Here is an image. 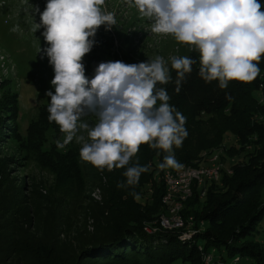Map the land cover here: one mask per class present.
<instances>
[{
	"label": "rangeland",
	"instance_id": "obj_1",
	"mask_svg": "<svg viewBox=\"0 0 264 264\" xmlns=\"http://www.w3.org/2000/svg\"><path fill=\"white\" fill-rule=\"evenodd\" d=\"M46 3L47 0H0V264H19L18 251L27 244L49 254L57 246L69 255L79 251L86 240L105 232L100 227L102 220L93 214L106 203L110 186L121 193L130 189L117 187L118 183L126 184L123 173L127 168H96L81 159L82 144L75 139L63 148L57 146L56 141L63 142L66 134L48 120L51 98L46 92L54 93L55 88L51 84L54 66L44 51L50 45L43 36L45 27L40 15ZM100 7L102 12L114 15L116 24L110 30L101 25L94 37H89L94 44L81 61L89 80L100 63L122 61L132 65L160 56L171 68L172 56H188L193 50V45L177 41L172 34L153 32V20L139 12L134 0H104ZM35 24L41 27L35 30ZM256 97L264 102L262 94ZM160 103L157 101V106ZM84 120L98 122L94 115ZM196 122L194 125L187 118L188 136L182 143L197 153L194 162L204 155L218 156L222 170L231 176L233 166L248 165L261 150L258 136L245 142L238 140L230 130L234 121L224 112L211 118L202 116ZM258 123L264 127L263 120ZM82 134L87 138L86 132ZM67 152L75 156L74 174H69L60 157ZM154 165L158 168L157 159L149 162V166ZM170 170L173 169L165 168ZM157 172L130 193L135 204H143L159 186L162 176ZM22 201L28 203L27 207L16 206ZM261 227L264 231V222ZM258 243L264 248V234ZM211 253L225 264H234L238 259L226 250Z\"/></svg>",
	"mask_w": 264,
	"mask_h": 264
},
{
	"label": "clouds",
	"instance_id": "obj_2",
	"mask_svg": "<svg viewBox=\"0 0 264 264\" xmlns=\"http://www.w3.org/2000/svg\"><path fill=\"white\" fill-rule=\"evenodd\" d=\"M134 3L144 17L153 20V32L172 34L177 41L196 46L201 54L198 75L206 83L219 80V87L224 89L227 81L251 82L259 75L260 68L254 61L264 54V11L258 0ZM103 4L104 0H47L40 14L43 36L50 45L44 51L54 66L51 84L55 92H46L51 98L48 120L66 134L63 142L56 141L57 146L63 148L75 139L82 144V160L110 170L128 165L139 146L146 143L169 153L159 164L160 169H182L184 165L171 149L173 145L182 146L188 136L187 117L168 103L171 97L167 89L157 83L174 82L179 93L196 61L190 56H172L171 68L160 56L132 65L108 61L100 63L89 80L81 63L94 44L89 37H94L101 25L110 30L116 24L112 13L101 11ZM41 24H35V30ZM157 101L161 102L159 106ZM90 115L98 122H86L84 118ZM148 170L138 163L128 167L123 173L126 184L118 183L117 187L135 186Z\"/></svg>",
	"mask_w": 264,
	"mask_h": 264
},
{
	"label": "trees",
	"instance_id": "obj_3",
	"mask_svg": "<svg viewBox=\"0 0 264 264\" xmlns=\"http://www.w3.org/2000/svg\"><path fill=\"white\" fill-rule=\"evenodd\" d=\"M258 2L261 4L260 10L264 11V0ZM188 56L196 63L179 93L175 91L174 82L164 85L157 83L158 87L167 89L171 97L168 103L179 112L183 111L185 117L194 125L197 118L201 121L202 116L211 118L224 112L234 121L230 130L236 133L240 142L258 136L257 145H261V150L254 154L248 165L233 166L231 176L222 170L221 179L208 184L204 199H201L200 192L195 190L194 195L185 203V216H192L196 226L200 221H204L203 231L188 241H180L179 233L175 231L159 230L153 235L145 232L146 224L154 223L165 213L162 203L166 190L163 177L159 186L155 187L153 194L143 204H135L129 196L134 188L138 189L142 184L149 182L157 171L159 177L163 176L165 169L162 170L159 166L156 168L155 165L149 166V162L157 159L159 164L163 163V158L167 155L164 150L152 149L145 143L139 146L137 156L134 160L131 158L129 163L147 166L149 170L140 175L138 184L129 186L130 189L124 193L116 192L110 186L106 203L103 207H98V213L93 214L97 220H102L100 227H103L105 232H97L93 238L86 240L79 251L70 255L60 246L49 254L45 249L27 244L18 251L17 263L205 264L204 253L226 250L231 257L238 258L234 264L241 260H250L251 264H264V248L258 243L264 234L261 227L264 222V127L258 123L264 121V102L260 103L256 97V94L260 93L264 101V54L258 62L254 61L258 63L260 73L253 81L230 80L224 89L219 87V80L206 83L198 75L201 54L195 45ZM172 76L174 81L175 71ZM190 149L189 145H173L171 150L177 161L183 165L194 166L197 164L194 162L197 153ZM71 154L67 152L60 157L69 174H74L75 156ZM19 203L16 204L17 207H27L28 204L25 201ZM41 219L43 220V215ZM98 242L109 245L89 248Z\"/></svg>",
	"mask_w": 264,
	"mask_h": 264
},
{
	"label": "built area",
	"instance_id": "obj_4",
	"mask_svg": "<svg viewBox=\"0 0 264 264\" xmlns=\"http://www.w3.org/2000/svg\"><path fill=\"white\" fill-rule=\"evenodd\" d=\"M222 166L218 156L204 155L196 165H184L182 169H173L163 172L165 194L162 203L165 213L154 223L145 225V231L153 234L159 230L178 232L180 241L191 240L195 235L203 231L204 221L196 226L194 218L184 214L185 203L194 195V191L200 192L202 199L207 192L208 184L218 182L221 179ZM201 250L202 247L200 248ZM205 264H225L216 260L212 253H204Z\"/></svg>",
	"mask_w": 264,
	"mask_h": 264
},
{
	"label": "water",
	"instance_id": "obj_5",
	"mask_svg": "<svg viewBox=\"0 0 264 264\" xmlns=\"http://www.w3.org/2000/svg\"><path fill=\"white\" fill-rule=\"evenodd\" d=\"M144 230H145V226H144ZM145 232H146V231H145ZM146 233L149 234V235L156 234V233L150 234V233H148V232H146ZM104 245H109V243L98 242V244H96V245H92V246H90L89 248H90V249H93V248L101 247V246H104Z\"/></svg>",
	"mask_w": 264,
	"mask_h": 264
}]
</instances>
